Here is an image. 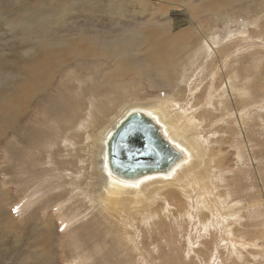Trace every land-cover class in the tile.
Returning <instances> with one entry per match:
<instances>
[{
  "label": "rangeland",
  "instance_id": "374dc122",
  "mask_svg": "<svg viewBox=\"0 0 264 264\" xmlns=\"http://www.w3.org/2000/svg\"><path fill=\"white\" fill-rule=\"evenodd\" d=\"M213 2L0 0V116L15 112L12 124L0 120V264H264V0ZM168 27L181 28L185 44L162 84L143 59ZM207 39L209 52L196 54ZM151 102L169 108L171 127L181 121L167 136L184 153L194 143L209 159L214 213L182 186L123 215L105 216L88 200L89 177L77 176L74 161L81 154L78 166L95 178L94 141L85 147L86 133L73 135L79 123L96 118L87 125L95 132L127 104Z\"/></svg>",
  "mask_w": 264,
  "mask_h": 264
},
{
  "label": "bare ground",
  "instance_id": "6f19581e",
  "mask_svg": "<svg viewBox=\"0 0 264 264\" xmlns=\"http://www.w3.org/2000/svg\"><path fill=\"white\" fill-rule=\"evenodd\" d=\"M207 1V0H206ZM213 3H216V1L218 0H213ZM224 6H228L226 4V0H222ZM212 3V2H211ZM215 5V4H214ZM200 8V7H199ZM190 17V16H189ZM181 19V18H180ZM160 21V20H159ZM172 21V20H171ZM164 22V21H163ZM169 22V21H168ZM175 22V21H174ZM181 22V21H179ZM170 24V23H169ZM172 24V23H171ZM181 25V24H180ZM157 26V25H156ZM176 27L179 26L178 23L175 24ZM166 27V26H165ZM150 28V27H149ZM153 28V27H152ZM156 28V27H155ZM200 28V26H199ZM158 29V28H157ZM201 29V28H200ZM155 30V29H154ZM156 31V30H155ZM160 31V30H158ZM157 31V32H158ZM202 31V30H201ZM139 33V31H137ZM159 33V32H158ZM163 33V32H162ZM183 30H181V28H178V31L176 32H172L169 27L166 31V33L163 34V36L159 39V40H154V41H149L148 42V49L145 52V58H147V60L149 58H151V62L150 64L148 62H146V59H143L144 62V66L146 68V74L148 75L149 70L150 73H153L154 75L160 77L161 81L156 80L157 82H162V84H166L170 78V72H172L171 67H174V64L172 63V59L174 61L175 57V53L183 50L184 44H185V39L183 36ZM202 33V32H201ZM86 34V33H85ZM83 34V35H85ZM144 34V33H143ZM203 34V33H202ZM82 35V36H83ZM87 35V34H86ZM140 36L138 38H144L146 39V36H143L141 34H139ZM149 36V35H148ZM78 37V36H77ZM84 37V36H83ZM93 37V36H92ZM182 38V40L180 42H176L175 40H177L178 38ZM148 38V37H147ZM47 39V38H46ZM83 39V38H82ZM80 39V40H82ZM85 39V38H84ZM89 39V38H88ZM137 39V38H136ZM74 40V39H73ZM72 40V41H73ZM94 40V39H93ZM147 40V39H146ZM184 40V41H183ZM45 41V39H44ZM140 43L143 44L144 42L139 39ZM148 41V40H147ZM174 41V42H173ZM218 41L217 37L214 36L211 39V43L214 44ZM62 42V41H61ZM80 43V42H79ZM171 44L170 48H168L169 53L166 55L164 53L165 51V47L167 44ZM103 44V43H102ZM108 45V44H107ZM83 46V45H82ZM104 46V45H103ZM58 47V46H57ZM84 47V46H83ZM65 48V47H64ZM146 48V47H145ZM47 49V47H46ZM89 49V48H88ZM108 49V48H107ZM40 50V49H39ZM69 50V49H67ZM87 51V49H86ZM92 51V50H91ZM221 51V50H220ZM182 52V51H181ZM202 52H209V40L207 39L206 43L204 44L203 48L197 52L196 54H201ZM48 53V52H47ZM64 54V53H63ZM87 54L88 51H87ZM95 53L91 54L94 55ZM96 56V55H95ZM126 55H121L120 57L124 58V64L127 66L128 68V64L125 63L126 61ZM128 57V56H127ZM149 57V58H148ZM140 58V57H139ZM142 64V63H141ZM191 64V63H190ZM115 65V64H114ZM137 65V64H136ZM218 65V67H217ZM222 65V66H221ZM43 66V65H40ZM209 66V65H208ZM137 68H133L132 70L134 72H138L140 70L139 66H136ZM223 67V63L220 60V63L215 64V68H221ZM44 68V67H43ZM41 68V70L43 69ZM126 68V69H127ZM126 69H121L119 71L123 72ZM129 69V68H128ZM48 70V69H47ZM99 70V69H98ZM111 69H108L107 71H109L108 73H112L113 77L108 78L107 80L109 81V83L115 85L118 83L119 78L115 77L117 75V71H110ZM142 70V68H141ZM171 70V71H170ZM40 71V70H39ZM104 72V76L106 74V72ZM71 70H67L68 75H70ZM93 72V71H92ZM38 73V71L34 72L31 76V78L33 79L35 77V75ZM74 73V72H73ZM107 73V74H108ZM152 74V75H153ZM191 75V74H190ZM90 76V75H89ZM103 76V77H104ZM102 77V78H103ZM189 77V76H188ZM37 78V77H36ZM100 79V81H104L105 83L107 82V80H103ZM229 80H233L234 78H236V75L232 76V75H228ZM34 81V80H33ZM97 82L99 80H96ZM128 82L126 79L123 80V82ZM236 81V80H235ZM145 82V81H144ZM228 84L229 81L227 80ZM154 83V82H153ZM187 84V83H186ZM229 86V85H228ZM234 86V84H233ZM232 87V86H231ZM237 87V86H236ZM243 87V86H242ZM240 87V89L245 90L244 88ZM225 88V87H224ZM223 89V88H222ZM221 89V90H222ZM231 89V88H230ZM235 89V88H232ZM231 89V90H232ZM238 89V88H237ZM14 90L15 89H10L9 90V94H8V98L11 102H13L15 100L14 97ZM224 90V89H223ZM191 91V90H190ZM225 91V90H224ZM223 91V92H224ZM209 94V93H208ZM239 94V93H238ZM249 101H244V104H246ZM146 103V102H145ZM189 104V103H187ZM209 104V103H207ZM103 106V105H102ZM106 106V105H104ZM103 106V107H104ZM217 106V105H216ZM226 106V105H225ZM101 107V106H99ZM206 107V106H205ZM227 107V106H226ZM97 108V107H96ZM247 108V107H246ZM16 109V107H15ZM101 109V108H100ZM98 110V109H97ZM130 110H132L133 113H138L141 116L142 112L147 113L148 115H150L151 117L153 116L154 119L156 120V122L161 126L164 135L167 136V133L169 131V133H174L175 128H181V121L178 123L179 126L177 127H171L170 124H172V115H171V111L169 110V108L162 104V103H158V102H151L149 104H139V103H132V104H127L126 106H124L119 113L114 116L110 122H108L106 125V127H101L99 128V130H95L91 131L90 133H88L87 129V125L90 124V127H94L95 124L97 123V119L96 118H92L89 117L86 120L87 124H85L84 120L81 121L79 123V129L77 133H74L73 135L75 137H80L82 136V133H86V139L84 142L85 147L89 146V144L87 143L89 140L94 141L93 142V147L91 149H93V154H94V160H93V169H94V174H95V178L89 174L86 173V168L87 166H78L79 161L78 158H80L82 155L79 154L78 157H75L77 160L74 161L75 163V167H76V171H77V176L80 177L81 176V170L85 171L84 173V183L86 182L85 180V175L87 177H89V180L85 183V187H86V194H87V198L90 201V203L96 207L99 211H102L101 213L105 216H107L105 214V212H110L109 215H113V214H117V215H123V214H128L129 212L132 211H141V210H146L148 207L149 202H153L152 200L155 198L156 195H159V192L161 190V188H165V187H173V186H182L184 188H186L187 190H184L185 194H187V196H191V197H197V205L201 206L202 202L199 201H203L206 208H209L210 211L213 208V212L214 213V203H210V198H211V192L214 193V197H216L218 195V193L214 192V187H212L214 184L210 177L212 173H210V170L207 169V160L209 163V159L204 158L202 156V154H200V152H197V147L196 145L193 143H186V145H190L188 147H186L188 149V151L190 152L188 155L185 153V158H183L174 168L172 171L168 172L167 174H155V175H151V176H144L142 178L139 179V181L137 182H130V181H126L123 180L121 178L116 177L115 175L112 174L111 170L109 169L108 163H107V147H108V141L109 138L114 137L115 141L117 143H124L125 144V148L124 150H132L134 147H136L137 145L140 147L142 146V139L146 136L147 134V130H139L137 128H132V125L128 124L126 130L124 133L121 132V129L117 131L118 125L121 122V119L125 117L126 113L129 112ZM100 111V110H98ZM221 111V110H220ZM233 111V110H232ZM101 113V112H100ZM181 113V112H180ZM14 115L15 112L11 111L9 113L6 114V116L4 117L3 115L0 116V120L3 122V118L5 121H7L8 123L12 124V119L14 120ZM180 117V116H179ZM227 117V116H226ZM142 118H144L142 116ZM181 118V117H180ZM215 120V119H214ZM190 123V122H189ZM102 124V123H101ZM105 124V123H104ZM164 124V125H163ZM192 124V123H191ZM216 124V123H215ZM103 125V124H102ZM101 125V126H102ZM218 125V124H217ZM242 125V124H241ZM170 126V127H169ZM175 126V125H173ZM98 127V126H96ZM184 127V126H183ZM194 127V125H193ZM132 128V129H131ZM198 128V127H197ZM97 129V128H96ZM196 129V128H195ZM82 131V133L80 134L79 131ZM182 130V129H181ZM180 130V131H181ZM188 130V129H187ZM193 130V129H192ZM199 130V129H198ZM179 131V135L180 134ZM199 132V131H197ZM185 133V132H184ZM202 132H200L201 134ZM79 134V135H78ZM178 134V133H176ZM188 136V133H185ZM199 133H197L198 135ZM58 138L60 139L57 142H63V145H65V148L69 149L70 146H72L71 144L66 145V141L68 139H73V136L70 134L69 136H63L64 137H69L67 140H63L64 137L57 135ZM186 136V135H185ZM183 137V136H180ZM201 137V136H200ZM186 138V137H184ZM56 139V138H55ZM170 139V138H169ZM183 139V138H182ZM187 139V138H186ZM63 140V141H62ZM171 140V139H170ZM190 140V139H189ZM195 140V139H194ZM81 141V140H80ZM172 141V140H171ZM184 141V140H183ZM186 141V140H185ZM207 141V140H206ZM77 141H75V143H77ZM173 142V141H172ZM189 142V141H188ZM175 143L177 146H179L181 148V144H179L178 142H173ZM198 148H199V144L196 143ZM206 145V142L205 144ZM196 148V149H195ZM201 148H202V144H201ZM200 148V149H201ZM90 149V152H91ZM206 148L202 149L203 151ZM79 152V148H73L72 150H69V156H73L75 152L77 155ZM95 150V151H94ZM201 150V151H202ZM67 151V150H66ZM122 153V150H120ZM72 152V154H71ZM86 154V153H85ZM206 154V153H205ZM209 154V153H208ZM217 155V154H216ZM75 156V155H74ZM73 156V157H74ZM88 157V156H87ZM192 158V159H191ZM82 160L85 161V158H83ZM87 161V160H86ZM91 163V162H90ZM81 164V163H80ZM89 164V163H88ZM91 165V164H90ZM257 168V167H256ZM91 169V168H90ZM91 171V170H90ZM88 172V171H87ZM207 173L209 174V178H207ZM215 174V173H214ZM212 174V175H214ZM204 180V181H203ZM203 181V182H202ZM61 188V187H60ZM62 190V189H61ZM163 190V189H162ZM187 192V193H186ZM191 193L193 195H191ZM61 195V194H60ZM220 195V193H219ZM213 196V195H212ZM221 197L222 196L221 194ZM221 197L219 199H221ZM196 199V198H195ZM227 199V198H226ZM215 201V200H214ZM224 201V200H223ZM228 201V200H227ZM221 202V201H220ZM241 202V201H239ZM177 204V203H176ZM238 204V203H237ZM208 205V207H207ZM186 207V206H185ZM203 208V207H202ZM220 208V206H219ZM208 209V210H209ZM149 212V211H148ZM100 213V212H99ZM133 214V213H132ZM130 217V216H129ZM128 217V219H129ZM117 218V217H116ZM114 218V221H117V219ZM127 218V217H126ZM125 218V219H126ZM110 220H113L111 218H109ZM122 219V218H121ZM123 219V220H125ZM207 220V219H206ZM220 220V218H219ZM126 221L129 220H125L124 222L126 223ZM213 221V220H212ZM203 223H205L204 230H208L207 226L209 225V220L208 221H201ZM224 222V219H223ZM121 223V222H120ZM119 223V224H120ZM111 224V223H110ZM117 224V223H116ZM124 224V223H123ZM202 224V223H201ZM125 225V224H124ZM131 225V224H130ZM226 225V224H225ZM224 225V228H225ZM114 226V225H112ZM116 226V225H115ZM123 227V226H121ZM126 227V226H124ZM113 228V227H112ZM111 228V229H112ZM115 228V227H114ZM227 228V227H226ZM108 229V228H107ZM116 230H118V228H115ZM120 229V228H119ZM123 230V229H122ZM133 230V227H132ZM194 231V230H193ZM114 232V231H112ZM111 232V233H112ZM121 233L122 231H116V233ZM128 232V231H127ZM125 232L126 236H128L129 238V233ZM133 232H136L135 230ZM205 232V231H204ZM125 236V235H124ZM139 236V232H137V237ZM138 239V238H137ZM239 241V240H237ZM133 244V243H132ZM136 242H134V244L132 245V250L134 247H136ZM242 244V243H241ZM141 248V245H139ZM142 249V248H141Z\"/></svg>",
  "mask_w": 264,
  "mask_h": 264
},
{
  "label": "water",
  "instance_id": "95a60500",
  "mask_svg": "<svg viewBox=\"0 0 264 264\" xmlns=\"http://www.w3.org/2000/svg\"><path fill=\"white\" fill-rule=\"evenodd\" d=\"M128 124L132 125V128L148 132L142 139V146L137 145L130 151L124 150V143L115 141V135L109 138L107 163L112 174L116 177L137 182L144 176L158 173L167 174L185 158L184 151L164 135L161 126L153 116L151 117L145 112H142L140 116L130 110L121 119L117 131L121 129V132L124 133Z\"/></svg>",
  "mask_w": 264,
  "mask_h": 264
}]
</instances>
